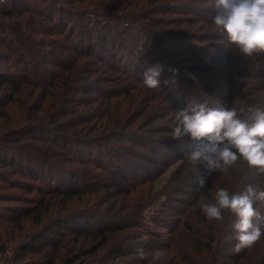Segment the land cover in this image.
Segmentation results:
<instances>
[{"label": "trees", "instance_id": "obj_1", "mask_svg": "<svg viewBox=\"0 0 264 264\" xmlns=\"http://www.w3.org/2000/svg\"><path fill=\"white\" fill-rule=\"evenodd\" d=\"M197 1L0 0V63L20 65L14 74L0 69V119H10L7 106L17 100L13 95L31 88L27 100L21 102L25 122L14 120L5 129L0 123V167L23 179L13 180L0 171V188L13 185L27 193L39 192L38 198L0 193V201L8 202L0 210V228L5 218L13 223L12 234L24 232L25 241L12 258L14 264H136L129 257L140 248L143 204L130 205L125 199L138 195L151 205L159 195L165 196L164 206L174 213L177 210L169 204H181L174 195L182 190L178 186L190 187L195 174L206 170L203 163H181L171 178L172 194H156L152 186L144 185L157 175V156L164 148L168 153L196 146L189 135L172 137L176 111L189 102L215 107L195 95L210 92L204 81L188 75L207 70L190 62L212 61L214 49L222 50L215 45L223 39L220 31L196 16L201 14ZM171 14L193 30L174 33L172 37L182 39L181 43L164 39L159 29L176 18L168 19ZM119 28L120 33H115ZM175 52L185 55L178 57ZM155 64L164 69L161 87L149 89L142 73ZM228 64L238 67L242 63L234 59ZM256 71L254 77L264 82V67ZM39 72L44 73L40 76ZM234 84L225 87L231 92H223L224 97L236 94ZM257 84L251 85L253 90L244 98L262 90L255 89ZM186 86H192L195 97L187 98ZM249 100L251 106L264 110V97L261 102ZM227 106L230 101L219 108ZM238 115L246 118L242 112ZM34 133L49 137H26ZM115 140L118 145L112 143ZM129 142L142 143L146 149L136 151ZM24 159L36 164L35 178L19 168ZM190 167L191 172L183 175ZM139 170H147L149 178H138ZM42 174L47 179H40V185L30 180ZM206 175L211 181L196 191L190 205L193 209H178L172 236L159 245L163 258L170 257V264H264V252H254L257 244L240 253L232 251L237 242L234 214L225 211L222 222L210 221L200 208L201 202H214L220 187L230 193L242 192L247 184L256 188L260 180L258 186L264 189V176L243 160L227 173L206 171ZM79 223L82 226L76 227ZM3 235L0 229V253L7 250ZM69 236L74 242L71 246ZM87 243L91 246L85 247ZM30 255L40 257L27 259ZM150 259L138 260L148 264Z\"/></svg>", "mask_w": 264, "mask_h": 264}, {"label": "clouds", "instance_id": "obj_2", "mask_svg": "<svg viewBox=\"0 0 264 264\" xmlns=\"http://www.w3.org/2000/svg\"><path fill=\"white\" fill-rule=\"evenodd\" d=\"M215 4L213 23L226 37V44L248 59L264 57V0H215ZM163 71L159 64L146 66L142 73L144 86L161 87ZM240 111L246 118H240L234 107L225 109L209 107L206 102H189L176 111L171 135L174 139L189 135L196 142L186 159L195 166L203 163L208 174L227 173L243 160L257 175L264 176V110L249 106ZM198 184L203 188L204 178ZM257 202L264 205V189L247 184L242 192L235 193L218 188L214 202H201L200 208L210 221L222 222L225 211L235 215L232 228L237 242L233 251L240 253L251 249L264 236V214L255 207ZM163 255L162 251L152 253L148 264H155ZM140 256L146 258L142 251Z\"/></svg>", "mask_w": 264, "mask_h": 264}, {"label": "rangeland", "instance_id": "obj_3", "mask_svg": "<svg viewBox=\"0 0 264 264\" xmlns=\"http://www.w3.org/2000/svg\"><path fill=\"white\" fill-rule=\"evenodd\" d=\"M4 3L9 1V0H3ZM197 5H199L201 7L200 12L201 14L196 13V16L198 18H200L201 20H208V22H204L207 26L211 27L214 25L213 23V17L216 15L217 13V8H216V4H215V0H198L197 1ZM195 15V14H193ZM171 17H176L175 19H169ZM168 21H166L162 26H159L160 31H162V33L164 34L163 37L164 39L170 40V41H175V42H179L181 43L182 39H178L177 36L176 37H172L174 36L175 32L177 31L178 33H186V32H190L193 30H189V26L186 23H182L180 22V18L178 15H169L168 16ZM178 19V21H177ZM212 21V22H210ZM171 22H173L172 24H170ZM213 28V27H212ZM121 28L115 30V33H120ZM223 39L220 40V42H217L215 45L219 46L220 48L222 47V50L215 48L214 49V59H208V60H204V62L201 59H195L192 62H190V65L195 66V67H203V69H207L205 71L204 74H199V73H190L188 74L192 79L195 80H201L204 81V83L206 84L208 91L210 92H202V94H195V95H199L204 97V99H208L210 102H212L213 106L215 107H220V105L222 104V106L224 104H226L228 101H230V106L228 108L234 107L236 108L237 112H241V109H246L247 107L251 106L252 103H250L251 101L249 99H257L258 102H261L262 98L264 97V82H260L259 80H257V78H255L254 76L256 75L257 71L256 68H261L264 67V57H253V58H246L243 55L239 54L238 50H234L231 46L226 44V37L224 35H222ZM183 42V41H182ZM223 43L222 46L221 44L218 43ZM200 45H206L208 42H197ZM27 44V42L25 43ZM24 55V54H22ZM145 55V53L143 54ZM185 55V53H180L179 52H175V56L181 57ZM189 55V54H188ZM237 60L240 61V63L244 64L245 66H243L242 64L240 66H232L230 64H228L229 62H232L233 60ZM215 61V62H213ZM244 62V63H243ZM201 64V65H200ZM0 69H2L3 72L6 73H10V74H14L15 70L18 69L20 70V65L19 63H8L7 64H3L0 63ZM209 70V71H208ZM44 72H39V75L42 76L41 74H43ZM224 76L225 79H222V77ZM225 76H228L227 78ZM243 76H245V78H243ZM235 79H237L235 81ZM234 84V88L236 91V94H234L232 96V98H226L223 95V92H231V89H227L225 88L227 85ZM254 83H258L255 89L258 88H262L261 91H258L255 96H251L250 98L246 99L244 98L243 95H247L249 94V92H251V88H253L251 85ZM192 86H186L184 91H186L189 95H187V98H193L195 97V95H192L191 93V89L190 88ZM220 90L217 91V90ZM194 91L198 92L200 91L199 89L201 88H193ZM206 89V87H205ZM31 88L29 87H25V90L23 93L18 94L15 93L13 95V98L16 97L17 100H14L13 103H11V105L7 106V109L9 110V120H6V118H1L0 119V123H2V125L4 126V129L9 127L11 125V123H13V121L15 120V122L17 121H22L23 123L25 122V117H26V111L24 110V108H22V101L25 102L28 98V94L30 93ZM202 90V89H201ZM9 92V90L7 91ZM216 92V93H215ZM218 92V93H217ZM198 96V97H199ZM261 97V98H258ZM257 102V103H258ZM21 103V104H20ZM224 103V104H223ZM218 106H217V105ZM248 105V106H247ZM209 107H211L209 105ZM10 128V127H9ZM45 138L49 137L48 134H43V133H34L31 134L29 136L26 137H32V136H43ZM156 137H163V134H156ZM162 135V136H161ZM25 137V136H24ZM25 137V138H26ZM188 139V138H187ZM113 144L118 145L117 143L118 140L112 141ZM129 146L131 147L132 145L135 147L136 151L139 150H145L146 148H144V144L142 143H137V145L133 144L132 142H129ZM132 143V144H131ZM188 145V144H187ZM128 146V145H127ZM45 147V146H42ZM184 148H175L172 149L171 151L169 150L167 153V148H164V150H162L163 152L162 155L157 156V158L159 160L157 165L158 173L157 175H155L149 182H145L144 185H149L153 187V192L154 193H164V194H172V187H174V184H172V177L175 175L178 166L183 163V162H187L186 156L193 151V149L195 148V146H182ZM163 149V148H161ZM166 151V152H164ZM164 153V154H163ZM156 157V156H155ZM155 161V162H157ZM22 164L19 166V168H23L25 170V173H27L30 177H34L35 178V174L32 172V170L34 169V167L36 164L32 163L30 160L28 159H24L21 161ZM169 163V164H168ZM154 165V164H153ZM165 165V166H164ZM149 168L151 166H148ZM192 167V166H191ZM186 168L185 169V174H188L189 172H191V170L193 168ZM0 171L1 172H5L6 175L8 177H10L13 180L16 179H23L21 178V176L17 173H13L11 170H7L5 168L0 167ZM32 173H31V172ZM192 176L194 173H191ZM147 170H139V177L138 178H143V179H148L149 175ZM42 176V177H41ZM206 175V170L202 171V172H197L195 174L196 179L190 180L188 185H190V187H183L184 185L180 184L178 187H180L179 189L182 190L178 193V194H174L176 195V197H178V202L180 201L181 204L177 203V202H173L171 204H169L170 207H175L174 209H176L177 211L170 212L171 210L169 209V207H165L164 204H166L168 202V200H166L165 196H161L159 195L158 200H152L151 205H147L148 203H146L147 201H143L141 200L142 198L138 199L139 196L138 195H133L131 196L130 200L129 199H125L126 202L130 205H132V203H137L138 205H142V208L140 206V210H141V215L142 217V224H143V230L144 232L142 233V237L140 238V248H137V252L135 254V256H131L129 257L130 261H133V263L136 264H141V260L142 259H146L148 257H151V254L156 252V251H160L161 249H159V245H161V243H166L169 239V237L172 236V231H173V227L176 225V218L178 217L176 215V213L180 210L178 209H188V210H192L193 207L190 206L191 203H193V196L195 195L196 191L200 190L198 181L201 178H204L205 183H207V181H211V178H209L210 176ZM146 177V178H145ZM152 177V175H151ZM185 177V176H184ZM29 179V178H28ZM46 180L47 176H45V174L40 175L39 179L37 180H32V178H30V180L33 183H37L38 185H40L39 183H41V180ZM198 179V180H197ZM141 180V179H140ZM171 180V182H170ZM259 181L260 180H256L257 183H255L256 188L258 190L262 189V184L260 186L259 185ZM144 183V182H143ZM142 184V183H140ZM143 185V184H142ZM0 193H4V194H12L13 197H18L21 195L27 196V197H34V198H38L39 197V192L37 190H35L34 192L31 193H27L24 190L15 187L13 185H7L4 186L2 188H0ZM160 193V194H161ZM23 197V196H22ZM120 197H124L125 196H120ZM128 197V196H127ZM5 205H8V202H1L0 201V210H2L3 207H5ZM180 205V206H179ZM262 214H264V205H261L260 203H258V207H257ZM167 212V213H166ZM6 220L5 218L3 220H1L2 224H1V230L3 232V237L5 238V240H7L6 245H7V250L4 253H0V264H14L13 263V256L15 254V251L17 250L18 247H20L21 244H23V242L25 241L23 235L24 232L18 233L16 232L15 234H12V229H13V223H10L9 221H4ZM82 226L81 223H79L78 225H76V227ZM91 226V225H90ZM262 229H264V225H262ZM27 230H30V228H28ZM157 235V236H154ZM8 236V237H7ZM69 240L70 241L68 243V246H71L74 244L73 239L71 238V236H69ZM157 239V240H156ZM82 241V240H81ZM80 241V242H81ZM156 241V242H155ZM155 242V244H154ZM154 244V246H153ZM257 247L254 248V252L259 255L261 253L264 252V236L261 237V239L256 243ZM79 245H77V247H79ZM91 244H85V247H90ZM153 246V248L151 249V247ZM159 249V250H157ZM141 251L145 254L146 258H141L140 253ZM233 251V248H232ZM234 252V251H233ZM254 253V255H255ZM40 256L37 255H30L28 256L27 259H38ZM170 257H162L160 264H170L171 262H169ZM141 259V260H138ZM143 264V263H142Z\"/></svg>", "mask_w": 264, "mask_h": 264}]
</instances>
